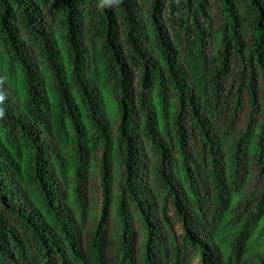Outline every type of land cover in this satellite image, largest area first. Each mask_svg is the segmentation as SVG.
I'll return each instance as SVG.
<instances>
[{"label": "trees", "instance_id": "trees-1", "mask_svg": "<svg viewBox=\"0 0 264 264\" xmlns=\"http://www.w3.org/2000/svg\"><path fill=\"white\" fill-rule=\"evenodd\" d=\"M113 196L119 264H264V0H0V264H109Z\"/></svg>", "mask_w": 264, "mask_h": 264}, {"label": "rangeland", "instance_id": "rangeland-1", "mask_svg": "<svg viewBox=\"0 0 264 264\" xmlns=\"http://www.w3.org/2000/svg\"><path fill=\"white\" fill-rule=\"evenodd\" d=\"M225 88V87H224ZM106 100L108 103V115L113 120L114 127L116 126L117 116H116V102L114 100V97L112 96L111 91L109 90L107 93L105 92ZM116 130V129H114ZM248 164L252 166L253 161L249 160ZM94 177H93V188L91 189V195L88 197V200L86 202V206L83 208V215L79 216L81 217V223L83 224L84 228V243L85 246H88L91 237H92V229L94 225L97 223V220L101 214V203H102V194H101V187H100V173L98 168H94ZM252 186L250 183L245 186L244 191L245 192H253ZM117 186H114L113 191H115L114 194H116ZM236 197V196H235ZM173 213L170 211L168 213L169 218H172ZM106 219L108 227H107V236H106V252H107V258L109 264H119L121 262V256L119 251L120 246V222L119 217H117L116 214V198L113 196L112 200L109 203L108 212L106 214ZM139 218L135 219V238L133 240L134 242V257L137 262V264H142L141 260V253L142 249L145 243V230L142 227V224L138 220ZM175 218L171 219V225L173 227V233L172 235L177 238L176 240L179 242V245L182 244V228L179 223H176ZM264 220V218H263ZM264 224V221H263ZM228 228V226H227ZM229 229V228H228ZM233 237V234L230 235V239ZM167 239H171V236L167 237ZM172 240V239H171ZM227 247H229V242L227 241L225 243ZM181 249L180 251H182ZM187 252V253H186ZM186 252H181L180 254V262H183L182 264H200L199 257L197 254L192 250L188 249ZM172 254V253H171ZM170 264H173V260L171 259Z\"/></svg>", "mask_w": 264, "mask_h": 264}]
</instances>
